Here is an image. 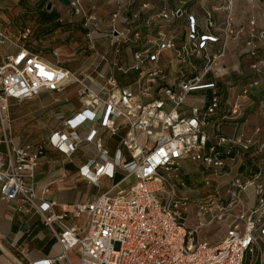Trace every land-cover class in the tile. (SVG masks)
I'll return each instance as SVG.
<instances>
[{"label":"built area","instance_id":"obj_1","mask_svg":"<svg viewBox=\"0 0 264 264\" xmlns=\"http://www.w3.org/2000/svg\"><path fill=\"white\" fill-rule=\"evenodd\" d=\"M69 3L76 13L82 12L80 0ZM231 9L228 6L217 22L213 11L203 7V29L198 17L188 14L187 37L179 43L165 29L159 30L156 37L146 38L137 26L112 27V32L105 35L110 36L115 54L97 52L102 66L98 62L92 70L82 68L77 73L23 43L33 33L32 27L19 29L16 39L0 28V122L4 130L0 143L7 145L6 150H0L1 196L18 200L20 210L39 212L51 227L69 213L76 220L85 213V221L81 223L63 224L61 231L53 228L63 247L59 257L78 249L79 264H245L247 254L257 251L259 238L264 237L261 162L252 177L234 178L227 190L230 195L227 201L216 188L215 196L193 204L188 196H179L177 188L170 183L171 178L179 177L180 167L188 159L202 161L217 175L226 165L223 150L231 152L239 148L250 157L264 152V142L255 146L257 141L250 136L208 131L210 117L218 111H222L221 122L243 116L249 86L259 84V79H254L232 102L226 96L223 77L227 70L222 60L227 51L243 36L245 53L250 56H258L259 42L264 44V29H258L256 20L250 19L247 26L237 25ZM184 11L178 7L162 11L158 16L172 21ZM138 15L135 13L133 19ZM88 19L95 18L89 15ZM88 29L86 38L92 40L95 48V35L100 28ZM126 41L142 45L134 50L130 65L120 56ZM213 44H218L219 49ZM170 53L176 56L178 66L182 62L191 72H185L181 66L171 81L166 73L169 65L162 62V57ZM54 54L58 55V51L54 50ZM252 68H258L256 61ZM134 72L133 80L123 85L118 74L127 79ZM70 84L79 86L83 108L64 119V127L51 134V144L71 155L83 139L94 142L98 157L83 164L80 174L95 185L100 186L103 177L114 178L118 169L124 174L106 191L65 205L60 213L54 209L56 200L37 201L35 171L44 146L12 144L6 123L10 120V99L21 102L37 97L44 90L61 92ZM204 89L211 93L209 97L200 96L201 105H191L189 111L181 109L189 95ZM88 121L95 122L97 127H92L83 138L78 128ZM124 127L127 130L112 156L100 128L113 136ZM123 148L128 151L129 159L124 156ZM129 178L133 183L124 185ZM211 182L208 178L207 183ZM250 186L260 197L258 204L248 209L242 194ZM221 228L225 230L223 236L212 239L211 232ZM53 261L46 257L32 264Z\"/></svg>","mask_w":264,"mask_h":264},{"label":"crops","instance_id":"obj_2","mask_svg":"<svg viewBox=\"0 0 264 264\" xmlns=\"http://www.w3.org/2000/svg\"><path fill=\"white\" fill-rule=\"evenodd\" d=\"M22 1L0 0V6L3 9L14 11L22 4ZM80 1L83 10L80 13H76L75 8L66 0H62V3L60 0H28L27 2H31L37 7L35 11L43 14L47 12V18H44L43 15L41 16L40 13L36 15L35 22L32 20L30 26H25L31 27L34 25L35 28L32 27L33 33L23 43L30 48L28 43L31 37L36 38L32 42L33 45H38L37 41H41L44 44L60 37L62 44L53 45L51 49L60 51L59 47H61L62 53L67 54L73 50V44L79 43L84 38L82 32L86 28L116 27L129 29L137 26L142 30H146L157 25L162 26L165 21H168L170 23H166L165 32L174 35L179 43L187 37L188 14L193 13L198 17L202 29L205 26L204 12L198 7L185 9L183 15L172 21L158 16L162 11H172L178 8L179 1L177 0ZM251 2H254V0H236V4L231 9L234 21L237 25L243 24L247 26L250 19H255L258 29H264V11L256 10ZM50 3L51 5L49 6ZM137 12L139 15L134 20L133 15ZM225 12V10L215 11L214 19L220 22ZM114 14L117 15L115 18ZM52 15H57V18L54 21H46ZM89 15H92L95 19L89 20ZM173 24L178 26V30L172 28L174 27ZM0 28L4 30L1 18ZM80 29L82 30L81 32ZM103 34L105 35L106 33ZM103 34L98 31L95 36ZM244 38L245 36L238 40L235 45H232L222 60L225 69L233 71L234 78L238 83L235 87L226 86L229 102L234 101L243 87L249 86L254 79H259V84L249 86V95L244 98L243 116L238 119L221 122L222 111H218L210 117L211 124L208 127V131L212 134L229 136L244 134L254 138L257 141L255 146H257L259 143L264 142V44L259 42L261 46L259 54L253 57L245 53ZM137 46L142 45L140 43L135 44L133 41H126L121 46L120 56L127 65L133 62V52ZM212 46L216 50L219 49L218 44H213ZM43 48H46L45 45ZM11 49L12 51L15 50L14 47ZM30 49L38 51L33 48ZM230 60H233V63H230ZM255 61L258 63L257 69L252 68V63ZM177 68V61H174L166 68L168 75H171V81L177 75ZM242 68L243 70H250L242 71ZM118 76L123 79L121 74H118ZM125 80H129V77ZM220 83L223 84V81H220ZM80 92L79 86L74 91L68 90V86L61 92L44 90L35 98L18 101L21 107L14 111L10 108V120L6 123V132L12 144L23 145L32 143L44 146V153L35 171L34 182L38 197L37 201L56 200L58 204L54 209L60 213L63 212V206L93 198L119 181H113L107 188L101 190L100 188L104 185L105 179L110 177H103L100 186H98L81 176L80 167L90 159L98 157L94 142H86L83 139L71 155L57 149L50 142L51 134L64 127V119L73 116L83 108ZM45 95L53 96L54 102L44 101L43 96ZM75 98H78L80 105L74 102ZM189 98L192 100L191 105L202 104L201 99L195 94L189 95ZM217 122L220 123L216 124ZM92 127H97V124L88 121L78 128L81 137L85 138ZM48 128L50 130L46 132ZM126 130L124 127L118 134L112 136L107 130L100 128V134L112 156L115 155V151L119 147V141ZM3 135L4 130L0 122V137H3ZM111 139H115L117 142L114 146L111 145ZM80 147L85 149V153L75 156ZM6 148L5 142L0 143V150L4 151ZM122 150L124 156L129 159L128 151L125 148ZM222 154L226 165L219 174L215 175L214 181L216 182L215 188H219V196L227 201L230 198L227 190L232 187L235 177L241 176L243 179H248L258 170L257 164L259 162L264 166V152L258 156L250 157L241 149L234 148L231 152L223 150ZM119 171L123 173L121 169H118L117 172ZM46 189L49 190L45 191ZM242 195L244 205L248 209L258 204L260 196L253 186L248 187ZM18 204V200L2 198L0 191V264H32L33 261L46 257L54 259L52 264H79L78 249H71L67 252V256L59 257L63 253V247L53 230L54 228L57 231H61L64 227L63 224L70 226L74 222L78 223V220L74 219L71 213L60 221H54L51 227L45 222L44 217L39 212L20 210L18 209ZM238 206L239 204H237ZM224 232V229H219V232L216 233L217 239H220ZM215 236L214 234L211 238L216 239ZM23 250H26V253ZM246 262L247 264L264 263V237L260 236L257 251L254 254H247L245 264Z\"/></svg>","mask_w":264,"mask_h":264},{"label":"rangeland","instance_id":"obj_3","mask_svg":"<svg viewBox=\"0 0 264 264\" xmlns=\"http://www.w3.org/2000/svg\"><path fill=\"white\" fill-rule=\"evenodd\" d=\"M28 0H23L22 4L18 6L14 11L11 9L6 10L1 8L0 6V18H1V24L4 28V32L8 34L13 39H16L17 32L19 29L24 28L25 26L31 24L32 20L35 22L36 15H39L41 12L35 11L37 7L33 5L31 2H27ZM179 1V7H182L183 9H191L193 7H198L201 10L204 8H208L213 11V16L215 11L219 10H225L228 6H233L236 4V0H177ZM62 3V0H60ZM253 7L256 10L264 11V0H254V2H251ZM204 12V11H203ZM43 15L44 18H47V12L41 13V16ZM224 16V15H223ZM57 18V15L50 16L46 21H54ZM216 20V19H215ZM166 23H170L168 21H165L162 26H156L149 29H144L143 36L146 38H152L157 36V32L161 29H166ZM176 30H178V26L173 24ZM35 28V26H31ZM112 27L108 28H100V33H111ZM188 29V27H187ZM90 29L86 28L83 30L82 34L84 36L83 39L80 40L79 43L73 44L72 49L70 53L63 54L62 48L59 47L58 55L54 54V51L51 49L53 45L57 46L62 44V39L59 37L56 40H51L50 42L42 43L41 41H37L38 45H33V40L36 38H30L28 46L30 48H33L38 51H42L43 55H45L47 58L53 61H58L60 65H62L65 68H69L71 71L77 73L80 72L82 68H89L92 70L94 67H96V64L99 62V65L102 66V62H100L98 58L97 52H106L108 51L111 54H115L114 46L110 43V36L106 35H99L95 37V48H92V40H88L86 37V33ZM82 30L80 29V32ZM45 45L46 48H43ZM235 45V44H234ZM242 46V45H241ZM237 49V48H236ZM174 59V60H173ZM172 61H176V56L173 53H170L166 57H162V62L167 65H170ZM243 61V60H242ZM200 62V61H198ZM230 63H233V60H230ZM185 68L187 73L191 72L190 67H186L182 64V62L179 63V70L181 68ZM242 71H249L250 69H241ZM167 73V71H166ZM180 73V72H179ZM246 73V72H244ZM251 73V72H248ZM178 74V73H177ZM136 75L133 73L129 77V80L122 79V77L118 76L121 80V83L123 85L130 83L133 78ZM177 76V75H176ZM169 79L171 80V75L169 76ZM223 80H225L227 83H225L226 86L235 87L238 83L236 79L234 78L233 71H226V74L223 77ZM78 85L77 84H70L68 86V90H77ZM211 91L204 89V90H198L193 92L192 94L197 95L199 98L200 96H210ZM191 94V95H192ZM226 96H227V89H226ZM209 99V98H208ZM43 100L46 102H54V98L51 95H45L43 96ZM197 101V100H196ZM74 102L78 105H80V102L78 98L74 99ZM192 100L189 98L185 99L184 103L182 104L181 109L190 110V106ZM21 105L18 103L16 99H10V108L12 111L20 108ZM57 119V118H56ZM50 128L46 130V132H49ZM111 145H115L117 142L115 139H111ZM46 144V143H45ZM85 153V149L83 147H80L78 151L75 153V156H79ZM123 174L121 171L117 172L114 179L107 178L105 179V183L100 188L101 190L107 188L113 181H118L123 177ZM210 178L212 180L211 184L207 183V179ZM215 175L206 168L202 161H194V160H186L183 162L182 166L180 167L179 171V177L177 178H171L170 183L171 185H174L177 188V192L179 196H188L189 200L193 204H197L200 202V200H207L210 198V196H215L217 194V189L215 188L216 182L214 181ZM182 182L184 184H182ZM130 183H133V179L129 178L127 181L124 182V185H128ZM85 216H82L78 219V222L85 221ZM219 230H213L211 233L216 235ZM249 263V262H248ZM247 264V262H246Z\"/></svg>","mask_w":264,"mask_h":264},{"label":"water","instance_id":"obj_4","mask_svg":"<svg viewBox=\"0 0 264 264\" xmlns=\"http://www.w3.org/2000/svg\"><path fill=\"white\" fill-rule=\"evenodd\" d=\"M66 2H68L69 3V0H66ZM51 5V3L49 4V6Z\"/></svg>","mask_w":264,"mask_h":264}]
</instances>
